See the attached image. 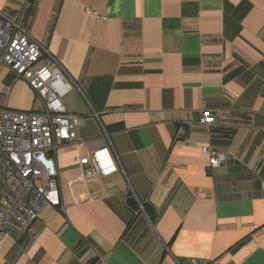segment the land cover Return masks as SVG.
Listing matches in <instances>:
<instances>
[{"label":"crops","instance_id":"obj_1","mask_svg":"<svg viewBox=\"0 0 264 264\" xmlns=\"http://www.w3.org/2000/svg\"><path fill=\"white\" fill-rule=\"evenodd\" d=\"M7 19L66 69L63 103L86 119L57 153L62 207L7 232L0 264H264V0H0ZM0 108L43 102L0 66ZM111 146L117 172L79 165Z\"/></svg>","mask_w":264,"mask_h":264},{"label":"built area","instance_id":"obj_2","mask_svg":"<svg viewBox=\"0 0 264 264\" xmlns=\"http://www.w3.org/2000/svg\"><path fill=\"white\" fill-rule=\"evenodd\" d=\"M0 66L26 81L43 102L41 111L0 108L2 239L7 232L28 231L45 209L62 207L57 153L61 147L81 146L79 131L86 118L70 113L63 103L75 88L74 80L19 20L7 19L0 26ZM216 121V113L203 110L199 123L210 126ZM110 148L81 155L79 165L90 166L93 176L117 172ZM202 153L212 168L228 160L225 154L209 147H204Z\"/></svg>","mask_w":264,"mask_h":264},{"label":"trees","instance_id":"obj_3","mask_svg":"<svg viewBox=\"0 0 264 264\" xmlns=\"http://www.w3.org/2000/svg\"><path fill=\"white\" fill-rule=\"evenodd\" d=\"M151 219H155V215L153 213L151 214Z\"/></svg>","mask_w":264,"mask_h":264}]
</instances>
